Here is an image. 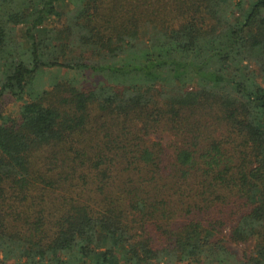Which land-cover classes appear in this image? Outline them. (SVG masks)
Here are the masks:
<instances>
[{
    "label": "trees",
    "instance_id": "trees-1",
    "mask_svg": "<svg viewBox=\"0 0 264 264\" xmlns=\"http://www.w3.org/2000/svg\"><path fill=\"white\" fill-rule=\"evenodd\" d=\"M3 95L0 264H264V0H0Z\"/></svg>",
    "mask_w": 264,
    "mask_h": 264
},
{
    "label": "rangeland",
    "instance_id": "rangeland-1",
    "mask_svg": "<svg viewBox=\"0 0 264 264\" xmlns=\"http://www.w3.org/2000/svg\"><path fill=\"white\" fill-rule=\"evenodd\" d=\"M239 0H235L237 3ZM251 0H248L250 2ZM21 28V27H20ZM19 28V29H20ZM21 102L17 101L10 95H3L0 97V112L5 115H9L11 118H16L18 116L19 107ZM157 138V137H155ZM232 251L242 258L245 254H250L253 249V243H242V244H229Z\"/></svg>",
    "mask_w": 264,
    "mask_h": 264
}]
</instances>
